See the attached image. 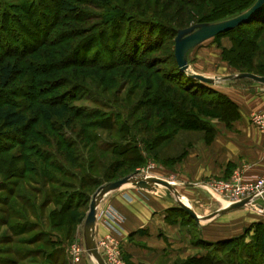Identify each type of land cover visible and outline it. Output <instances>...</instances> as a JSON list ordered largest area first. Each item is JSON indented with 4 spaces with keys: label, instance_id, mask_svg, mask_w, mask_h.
Segmentation results:
<instances>
[{
    "label": "rangeland",
    "instance_id": "rangeland-1",
    "mask_svg": "<svg viewBox=\"0 0 264 264\" xmlns=\"http://www.w3.org/2000/svg\"><path fill=\"white\" fill-rule=\"evenodd\" d=\"M63 1L73 4L75 11L63 10ZM115 8L123 10L125 16L108 22L107 12ZM208 12L182 5L179 0H109V4L0 0V67L10 62L17 68L9 84L0 85V101L14 104L30 118L28 127L14 139L0 138V145L14 157L11 164L0 163L5 169V174H0V264L78 262L85 255L83 224L90 201L109 182L131 174L153 176L170 183V188L163 189L175 194L172 188L177 187L178 165L188 149L204 143L206 132L178 131L157 148H150L148 153L156 157L142 152V163L117 165L123 157L113 154V148L123 143L116 129L125 120L141 129V137L158 136L174 128L152 102L154 79V89L162 87L177 104L204 115V122L211 126L224 122L208 107H192L188 93L173 87L168 91V84L164 87L162 76L173 67L175 30L144 20L151 17L185 28ZM257 26L262 27L258 31L261 51L255 45L256 49L243 48L224 56L223 50L233 47L230 36H224L228 38L226 46L220 39L219 43L207 40L200 44L216 56L215 61L209 56L201 58L203 71L210 75L216 72L221 80L246 70L248 64L264 67V24L251 25ZM195 54L188 57L189 71L201 74L192 66ZM209 86L215 88V83ZM49 100L66 101L73 114L71 128L56 129L53 122L38 115V105ZM263 112L253 113L250 123L264 134L252 121ZM236 174L242 175L235 172L228 178L210 179L204 184L207 195L218 197L210 192V182L227 181ZM57 196L60 202H72L84 217L68 219L67 213L57 210ZM184 227L194 237L193 226ZM249 233L206 247L207 254L215 264H264V252L254 246L255 231ZM107 236L106 260L127 264L119 243L116 247L117 240ZM74 244L80 249L78 260L72 256Z\"/></svg>",
    "mask_w": 264,
    "mask_h": 264
},
{
    "label": "crops",
    "instance_id": "crops-1",
    "mask_svg": "<svg viewBox=\"0 0 264 264\" xmlns=\"http://www.w3.org/2000/svg\"><path fill=\"white\" fill-rule=\"evenodd\" d=\"M227 39L221 37L220 43L226 46ZM200 47L193 48L187 59L196 53L193 68L216 79L215 89L236 103L239 117L230 125L216 122V134L209 143L188 149L178 165L177 187L172 188L175 194L163 189L165 186L153 185L149 189L123 187L101 198L96 214L112 209L118 218L110 222L96 217L95 242L114 236L127 264H174L177 260L204 257L208 245L243 235L250 229L252 234L253 225H264V193L246 207L228 209L231 204L227 200L207 195L204 186L212 178H228L235 172L250 180L264 177V134L250 123L253 113L264 110V84L229 78L230 75L219 80L213 71L206 74L201 58L209 56L215 61L216 56ZM180 199L191 205L183 202L198 215V220L185 215L177 205ZM185 225L193 226L194 237ZM72 264L97 262L85 252Z\"/></svg>",
    "mask_w": 264,
    "mask_h": 264
},
{
    "label": "trees",
    "instance_id": "trees-1",
    "mask_svg": "<svg viewBox=\"0 0 264 264\" xmlns=\"http://www.w3.org/2000/svg\"><path fill=\"white\" fill-rule=\"evenodd\" d=\"M100 4H109V0H90ZM180 3L190 4L192 7L198 9L209 11L207 15L201 16L192 25L202 24V23H214L222 20H226L235 16H238L245 11H247L256 0H179ZM181 6V5H180ZM61 8L67 12L75 11L73 4L68 1H63L61 3ZM125 14L123 10L115 8L107 12L106 19L108 22L114 20H122ZM145 21L156 22L167 29L175 30V35L180 29L184 27L170 26L151 17H145ZM254 22H262L264 24V5L259 10V12L249 21L242 23L238 27L222 33L220 35L212 38L215 42L219 43V39L224 36H230L233 42V47L230 50H223L224 56L226 53L233 51H244L243 48L256 49L261 51L260 44H258L259 29L261 26L251 27ZM189 26V27H190ZM188 27V26H187ZM185 27V28H187ZM254 32L251 33V30ZM256 31V32H255ZM227 51V52H226ZM245 53L242 54V56ZM138 65L142 63H137ZM232 64V63H231ZM258 64V63H256ZM172 68L169 73L162 76V82L164 87L168 84V91H171V87L176 88L179 91L188 93L193 99L192 107L197 108V106H204L210 108L213 111L214 116L218 117L220 120L224 121L227 125H230L234 120L239 117V109L236 103L229 99L226 95L210 87L211 84L202 83L199 80L193 79L189 76L190 71H181L176 63L175 55L173 53ZM240 73L248 72L256 75L264 76V67L262 65L258 66L255 64H248L246 70H240ZM17 72L16 65L10 62L4 63L0 67V85L6 86L12 80L13 75ZM154 80L151 81L150 89L154 91V96L152 102L158 106L163 112L164 117L168 123H171L174 128L168 133H162L161 135H151V136H140L141 129L139 131L132 125H130L128 120H125V124L116 129L118 133V138L122 145H115L113 148V154L122 156L123 160L117 161L115 164L121 165H136L143 162L142 152L148 153L150 148L158 147L163 142L170 140L174 134L180 132H206L207 136L204 138V143H209L216 134L215 127L203 121L204 115L197 114L196 111L192 109L185 108L184 105L177 104L174 99L170 98L162 87L154 89ZM170 87V88H169ZM37 113L45 121H51L54 123L55 128H71L73 123V114L71 108L68 106L65 100H49L48 104H41L37 107ZM132 114V113H130ZM166 122V123H167ZM30 123V118L22 110L17 108L14 104L5 101H0V138L14 139L18 134L22 133L24 129L28 127ZM119 143V144H120ZM185 154V153H184ZM149 156H154L152 153H148ZM1 156H5L1 158ZM14 159L13 154L9 155L6 147L0 145V163L3 165L12 163ZM175 162V161H174ZM0 174H5V169L0 167ZM11 176H15L14 173ZM17 176V175H16ZM84 177V176H83ZM60 197L54 199V203L58 206V211L67 213V217L70 220L78 221L81 220L84 215L79 213L72 204V202H60ZM183 210V209H181ZM51 218L53 215L51 214ZM252 237L254 239V246L258 252H264V225L255 224L253 225ZM251 230V229H250ZM250 230H247L243 235L212 243L207 247H216V244L232 242L244 235H247ZM208 253L204 257L196 258L191 257L189 260L176 261L174 264H215L213 257Z\"/></svg>",
    "mask_w": 264,
    "mask_h": 264
},
{
    "label": "water",
    "instance_id": "water-1",
    "mask_svg": "<svg viewBox=\"0 0 264 264\" xmlns=\"http://www.w3.org/2000/svg\"><path fill=\"white\" fill-rule=\"evenodd\" d=\"M263 5L264 0H256L255 3L247 11L238 16L214 23H202L192 25L190 27L178 30L174 39V55L179 69L181 71H189L187 55L193 48L207 40L214 38L217 35L230 31L238 27L242 23L249 21L259 12ZM189 76L205 84L215 83L214 78L207 77L202 74L190 72ZM229 78L250 79L255 82L264 84V76L248 72L238 73L237 75L230 76ZM128 184H132L134 187L139 189H149L153 185H161L168 188L171 187L170 183L157 177L139 176L137 174H131L103 185L97 191V193L93 195L83 224V241L85 252L88 255L92 256L97 262V264H106L103 258L101 257L100 253L98 252L94 239L96 210L98 202L103 196H105L109 192L123 188ZM254 200L255 199L251 197L245 198L241 201L231 204L228 209H238L245 207L248 203H250V201ZM179 207L183 209L193 219H199L198 215L183 202L179 203Z\"/></svg>",
    "mask_w": 264,
    "mask_h": 264
},
{
    "label": "built area",
    "instance_id": "built-area-1",
    "mask_svg": "<svg viewBox=\"0 0 264 264\" xmlns=\"http://www.w3.org/2000/svg\"><path fill=\"white\" fill-rule=\"evenodd\" d=\"M253 123L260 125L259 127L264 130V112L257 117L252 118ZM209 190L213 195L222 197L227 200L230 204L241 201L245 198L251 197L253 199L260 198L264 193V177L259 179H245L242 175L236 174L231 179L227 181H212L209 183ZM96 217H105L107 221L116 222L118 216L112 209H106L98 212ZM110 236H105L100 242H96L98 252L105 261L106 264H110L104 253V249L107 245V241ZM118 246V241L116 242V247ZM85 251V249H84ZM80 249L77 245L72 247V256L75 260H78ZM118 253V252H117Z\"/></svg>",
    "mask_w": 264,
    "mask_h": 264
}]
</instances>
